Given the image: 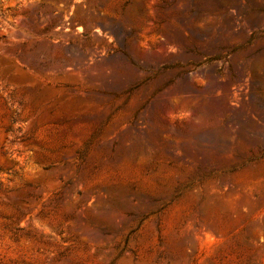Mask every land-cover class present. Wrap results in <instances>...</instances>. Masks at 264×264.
Here are the masks:
<instances>
[{"label":"rangeland","instance_id":"obj_1","mask_svg":"<svg viewBox=\"0 0 264 264\" xmlns=\"http://www.w3.org/2000/svg\"><path fill=\"white\" fill-rule=\"evenodd\" d=\"M0 264H264V0H0Z\"/></svg>","mask_w":264,"mask_h":264}]
</instances>
